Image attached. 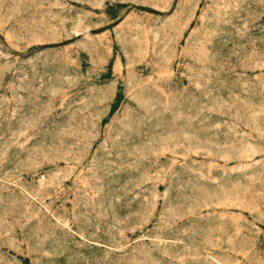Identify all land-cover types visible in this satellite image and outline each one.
Instances as JSON below:
<instances>
[{"label": "rangeland", "instance_id": "374dc122", "mask_svg": "<svg viewBox=\"0 0 264 264\" xmlns=\"http://www.w3.org/2000/svg\"><path fill=\"white\" fill-rule=\"evenodd\" d=\"M0 264H264V0H0Z\"/></svg>", "mask_w": 264, "mask_h": 264}]
</instances>
